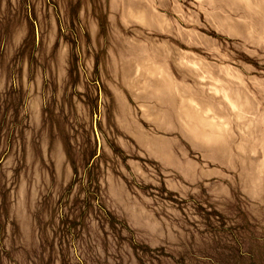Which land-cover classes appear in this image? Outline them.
Returning <instances> with one entry per match:
<instances>
[{"label":"rangeland","instance_id":"rangeland-1","mask_svg":"<svg viewBox=\"0 0 264 264\" xmlns=\"http://www.w3.org/2000/svg\"><path fill=\"white\" fill-rule=\"evenodd\" d=\"M0 264H264V0H0Z\"/></svg>","mask_w":264,"mask_h":264}]
</instances>
